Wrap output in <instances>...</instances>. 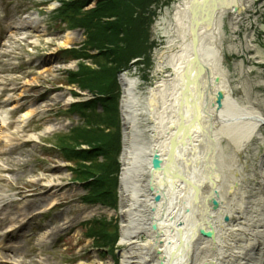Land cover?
I'll return each mask as SVG.
<instances>
[{
    "label": "rangeland",
    "instance_id": "rangeland-1",
    "mask_svg": "<svg viewBox=\"0 0 264 264\" xmlns=\"http://www.w3.org/2000/svg\"><path fill=\"white\" fill-rule=\"evenodd\" d=\"M149 1L150 4L144 3V8L139 7L142 10L132 11L129 27L124 31L131 34L129 41L138 33L139 43L144 44L135 54L133 51L137 50L132 44L133 48L125 52V59H120L124 55L120 47L103 44L105 40L100 39L101 34L98 36L95 29L81 23L77 26L72 22L73 15L67 18L60 12H65L62 9L65 3L73 4L76 9L80 7L79 16L88 18L92 26L113 25L120 22V18L107 15L104 8L110 7L111 0H0V223L7 228L12 218L18 221L16 233L7 230L2 233L0 262L94 264L98 260L107 264L113 259L121 227L119 214L110 203L95 199V195L98 193L104 201L115 198L118 204L119 182L115 188H109L104 185L107 175L96 171L101 183L91 189L85 187L88 182L82 180H94L93 176L84 178L79 174L81 169L92 165L111 163L113 156L96 151L90 159L85 156V160L71 161L59 148L64 144L78 152L100 150L98 140L92 143L95 147L81 144L85 139L80 135L86 136L90 122L92 129L103 128L99 139L102 133L117 139L121 153L123 115L119 74L123 70L141 80L140 102L150 106L146 96L154 82L157 54L165 50L168 40L164 17L179 0ZM247 1L237 20L234 21L232 15L224 18L225 67L240 106H254L264 114V0ZM129 6L135 7L132 3ZM30 15L36 20L32 28H24L25 19ZM124 32L121 39H126ZM68 33H73L75 38L68 45H62ZM66 50H77L79 57L69 55ZM123 60L127 66L117 71ZM80 72L94 76L97 72V79H91L90 84L94 80L101 87L104 83L100 79L109 83L116 73V83L108 88L115 91L116 86L118 89V93L111 96H116L119 116L111 107L107 111L98 100L106 94L85 87L88 83L83 80L88 77H78L83 82L77 83L75 75ZM101 72L103 75H98ZM90 102L95 104L93 109L85 110L87 117H91L86 122L82 112H75L72 106ZM30 112L31 115L23 119L22 116ZM165 115L159 110L157 117L161 127ZM101 118L116 122V126H100ZM154 126V121L143 125L147 128L144 130L146 141L151 140L156 131ZM262 132L264 136V127ZM224 144L226 147L227 143ZM120 153L117 161H120ZM243 156L237 163L243 170L241 188L246 186L256 192L259 178L256 171L258 164L264 161V139L254 141ZM101 223L117 241L98 242L95 232H100ZM146 239L144 236L143 240Z\"/></svg>",
    "mask_w": 264,
    "mask_h": 264
},
{
    "label": "bare ground",
    "instance_id": "bare-ground-1",
    "mask_svg": "<svg viewBox=\"0 0 264 264\" xmlns=\"http://www.w3.org/2000/svg\"><path fill=\"white\" fill-rule=\"evenodd\" d=\"M248 2L179 0L167 10L168 40L157 54L150 106L140 102L141 80L128 70L119 74L123 147L112 208L121 227L107 264H264V161L256 192L241 188L237 165L264 139V114L235 99L222 39L225 16L237 20ZM35 20L27 16L23 27ZM74 38L68 33L62 45ZM159 110L166 114L162 127ZM146 121L156 130L148 141ZM10 222L7 230L18 231L17 219Z\"/></svg>",
    "mask_w": 264,
    "mask_h": 264
},
{
    "label": "trees",
    "instance_id": "trees-1",
    "mask_svg": "<svg viewBox=\"0 0 264 264\" xmlns=\"http://www.w3.org/2000/svg\"><path fill=\"white\" fill-rule=\"evenodd\" d=\"M61 2H64V0H61ZM136 2V4L134 3ZM151 1L149 0H111V5L110 7H106L104 6V8L108 11L107 15H112L114 14V16H118V18H120V22L118 23H114L113 25L111 24H105L103 26H101L99 28V25L96 26H92L91 23L88 22V18L82 19L79 16V9H76V7L73 4H67L65 3L64 7L62 9L65 10V12L60 11L62 9H60L59 11L61 12V15L64 17H70V15H73L74 18L72 19V22L74 24H76L78 26V24H83V26L85 25L86 27H88L89 29L93 28L95 29V31L98 33V36L101 34L100 39L105 40L103 44H111V46H115V47H120V51H122V53H124L123 56H120L119 58L121 59L122 57L125 59V52L131 48L134 47L136 48L135 50H137L138 48L141 47L142 44H144V42H140L138 40V33L134 34L135 36H133L132 40L129 41L128 37L131 36L130 33H128V35L124 32L128 26V20L132 19L131 14L132 11H134L135 9H141L144 8V3L146 4H150ZM108 3V1H107ZM129 3H132L135 5V7L133 8H129ZM102 5V4H101ZM141 7V8H139ZM142 10V9H141ZM136 12V11H135ZM98 13V12H96ZM82 20V22H81ZM135 21H137V19H135ZM144 24V23H143ZM145 25V24H144ZM129 27V26H128ZM125 33L124 35L126 36V39H121V35L122 33ZM109 35V37H108ZM137 40V41H136ZM122 43H124L123 45H121ZM133 44V45H132ZM137 51H133V54H135L134 52H138ZM144 51H147L146 48ZM66 52L73 56V57H79L78 55V51L77 50H66ZM138 55V54H136ZM128 57V56H127ZM124 61V60H123ZM120 62L118 70H121L122 68H125L127 66V62L126 60L124 61V63ZM127 61H129V59L127 58ZM81 74V72L79 73ZM79 74L75 75V77L77 78L78 82L77 83H81L83 81H85V83L87 85H85V87H89L93 92H97V93H102V94H106L102 99L99 98L98 100L101 101V103L103 104V107L106 108L107 111L111 109L113 110V112L115 114H117V116H119V107H118V102L116 99V96H111V93H118V89L116 88V86L113 88L115 91H111L108 87L114 86L113 82L114 81V77L116 75H113V79L110 80L109 83H106L105 80L100 79V82L104 83V87H101L99 84H95L94 80L97 79V72H95V76L94 75H90L87 73H82L80 76ZM98 75H103V72H101V74ZM94 76V77H93ZM78 77L80 79H83V77H85L88 80H79ZM93 77V78H92ZM94 79L92 81V84H90V80ZM116 83V82H115ZM112 89V90H113ZM93 102H90L88 104H84V105H80V104H75L74 106H72V109H74L75 112H78V110H80L82 112V116L83 119L86 120V122H88L90 120L91 117H87V115L85 114V110H89V109H93ZM111 104V106H110ZM105 110V111H106ZM88 126L90 127L88 130H86L85 132L87 133L86 136L80 135L82 136L85 140L82 143H86L87 145H91L92 147H95L94 145H92L93 142H96V140L101 141V146L99 147V149L93 150V151H85V152H78L75 151L73 149H69V147L64 146V144L60 145V150L65 154V156L67 157V159L71 160V161H75V160H85V156H87L88 159L92 158L93 156H95V152L98 151L100 152V154L107 156L109 153H111V155L113 156V160L111 163L109 164H101L99 166L96 165H92L90 168L87 167L84 169H81V171L79 172V174L81 176H84V178H88L90 176H93L94 180L92 178H88L87 180H82V181H87V185L85 187H90L92 189V186L96 188V186L100 185V180L98 178H96L97 173L96 171H100L103 173V175H107V180H105L104 185L109 187V188H115L116 184L118 183V179H117V172L120 169L119 166V161L116 160V157L119 156V147L117 146L118 144V140L114 139L113 137L111 138V136L109 134H103L102 138H100L101 132L103 128H97V129H92L91 123L88 122ZM98 124H101L100 126H110L113 125V121H109L106 118H101V121L98 122ZM114 126H116V122L114 124ZM79 131V130H77ZM107 136V137H106ZM79 143V142H78ZM107 147V148H106ZM104 148V149H103ZM95 169V170H93ZM96 178V179H95ZM81 181V180H79ZM108 181V182H107ZM103 196V195H102ZM87 199L89 200V197H87ZM95 199H97L98 201H101L103 203H110V206H115L117 205V201L114 198V200H106L104 201L102 199V197L100 195H98V193H96L95 195ZM102 230V231H101ZM96 233V234H95ZM95 237L98 236V242L99 243H103V244H112L116 239L113 238V234H109V232H106L105 227H103L102 223H101V227H100V232H95ZM109 242V243H108Z\"/></svg>",
    "mask_w": 264,
    "mask_h": 264
},
{
    "label": "water",
    "instance_id": "water-1",
    "mask_svg": "<svg viewBox=\"0 0 264 264\" xmlns=\"http://www.w3.org/2000/svg\"><path fill=\"white\" fill-rule=\"evenodd\" d=\"M224 98V94H223V92H220V99H219V103L221 102L222 103V99ZM220 103V104H221ZM156 166H159L160 165V161L159 160H157L156 161ZM216 202V206L218 205V202L217 201H215ZM202 232H204L207 236H213V233L214 232H211V231H208V230H205V228H202Z\"/></svg>",
    "mask_w": 264,
    "mask_h": 264
}]
</instances>
